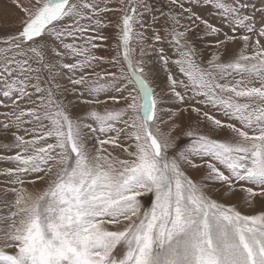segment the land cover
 <instances>
[{"label":"snow or ice","instance_id":"1","mask_svg":"<svg viewBox=\"0 0 264 264\" xmlns=\"http://www.w3.org/2000/svg\"><path fill=\"white\" fill-rule=\"evenodd\" d=\"M12 2L24 15L11 25L17 31L0 35V107L8 108L0 129L18 151L0 156L15 163L2 170L14 177L5 192L15 210L0 217V264H264V204L248 214L208 191L220 184L245 193L248 207L264 201V0L251 12L243 0ZM203 6L245 34L218 39L221 29L194 11ZM117 12L113 24L107 17ZM200 25L217 49L206 60L191 37ZM109 26L115 54L96 55ZM147 39L173 52L159 50V91L145 73ZM237 39L243 47L225 61ZM101 65L115 71H96ZM65 70L71 91L89 97L79 100L83 115L72 114L69 89L57 82ZM166 97L186 106L165 120ZM189 112L195 124L179 122ZM181 136L188 142L177 148ZM188 169L205 171L197 181ZM37 183L31 193L22 187Z\"/></svg>","mask_w":264,"mask_h":264},{"label":"rangeland","instance_id":"2","mask_svg":"<svg viewBox=\"0 0 264 264\" xmlns=\"http://www.w3.org/2000/svg\"><path fill=\"white\" fill-rule=\"evenodd\" d=\"M22 3L27 4L28 0H21ZM34 2V0H33ZM248 12H251L253 7H259L260 6V0H243ZM166 4V0H159V3H156L157 8L164 7ZM187 7V5H186ZM165 11H167V8L165 7ZM194 11L200 15L201 17L208 19L210 23L215 25L216 27L221 29V33L218 37L220 40H224L225 35L227 36H241L245 34V30L242 27H236L232 22L227 20L226 18H222L219 15H216L214 13V10L211 7L203 6L199 8H195ZM11 15L10 19H6L7 17H4V15ZM158 14V13H153ZM24 13L21 12L18 8H16L12 2V0H0V22H5V27L0 29V35L3 34V32H15L17 31L16 27L11 26L15 21L23 17ZM121 13H113L108 15V19L113 21V24L119 22ZM4 17V18H2ZM260 16L259 13H256V19L259 20ZM144 23L145 28H147L148 25L152 24V16L145 13L144 14ZM159 23H163L161 20ZM159 23H157L155 26L159 27ZM182 23H189L187 19L183 20ZM197 23H199L197 21ZM235 27V31H233V28ZM136 30L140 31L141 29L139 26H136ZM116 29L114 26H109L107 28L102 29V32L104 35L109 37V40L105 43V47L101 50H98L96 52V55L99 56H105L110 57L111 55L115 54V51L112 49V45L118 43L116 39ZM204 27L203 25H200L194 32L191 33V37L193 38L197 49L203 53L205 60L209 58L210 54L214 51H217V49L214 47L215 38H209L204 36ZM146 36L151 37L152 33L151 30L146 31ZM200 37H204L203 39H200ZM253 41L256 39L255 34H252ZM261 43L264 44V38L261 39ZM132 46L134 48L133 55L138 58V45L135 39L132 41ZM227 49V55L224 56V60L226 61L229 56H232L234 54H238L241 48L243 47V42L239 39H237L234 42H228L225 45ZM145 48V73L148 76L149 80L154 81L153 87H157V90L164 89L166 85V73L163 70V67L160 62V49L164 48L165 54L169 57H173V52L171 48L167 44H161L158 42H154L151 39H147L144 44ZM224 49H220V51H223ZM247 53H251L252 48L249 47L247 50ZM65 62H72L71 60H66ZM170 67H172L170 65ZM104 69H109L112 71H115L114 68H111L109 65H101L99 68L96 69V71H102ZM173 72L175 73L176 69L175 67H172ZM68 75H71L70 73H67L65 70V75L63 77H60L57 79V82L63 85L65 88H68L69 91L64 94L65 102L72 101L74 107L71 108L72 114L75 115H83V113L87 110V105L79 103V100L82 99H88L89 97L87 94L83 97H78L76 94H74L71 91V85L67 79ZM79 75V73H78ZM239 77H237L238 79ZM83 89L78 88V91H82ZM105 96H101L100 99H105ZM166 102L162 105L163 108V118L167 119V113L176 111L177 108H183L186 105L180 104L178 101L165 98ZM6 104H10V101H5ZM189 103L195 104L196 102L190 101ZM108 107H118L120 105H113L111 102L108 103ZM199 107L200 105H196ZM103 105L100 106L101 110L103 109ZM205 111H210L212 114L216 115L217 118L224 119V117L210 108H205ZM8 111V108L6 107H0V113H4ZM4 118L2 115H0V121H2ZM197 120V117L194 113H187L181 116L180 121L181 123H193L195 124ZM26 127H31V125H26ZM201 130L203 131H209V126L207 124L201 125ZM12 131H16L13 129ZM19 135H25V133L21 130L18 132ZM228 135L227 132L220 133V138L226 137ZM187 138L181 136V139L177 142V148H180L184 146L187 143ZM14 143V139L11 135V132H5L3 129H0V156H11L14 155L18 149L12 147L11 145ZM3 145H9V147H3ZM199 163V161H197ZM15 163L12 161L7 160H0V217L8 216L10 211H14L15 208H10L11 203L14 200V195L12 192H5V189L13 187V185L10 183L14 177H10L8 175H5L2 173V170L7 168H14ZM204 169H188V174L195 180L199 181L201 177L204 174ZM27 190V192L31 193L36 191L39 188L43 187V184L37 183L36 185L32 184H24L22 186ZM218 190V191H217ZM209 194L212 195L214 199H217L224 203H231L235 204L239 210L242 212L251 214L255 211H258L262 204H264V201H261L259 197H256L253 206L248 207L244 203V197L245 193H242L237 188L236 192L234 194L229 193L225 194L224 188L220 184H210L208 188ZM145 204H147V200H145ZM4 224L0 223V227H3Z\"/></svg>","mask_w":264,"mask_h":264},{"label":"bare ground","instance_id":"3","mask_svg":"<svg viewBox=\"0 0 264 264\" xmlns=\"http://www.w3.org/2000/svg\"><path fill=\"white\" fill-rule=\"evenodd\" d=\"M9 16H11V15H9V14L8 15H4V17H7V19L9 18Z\"/></svg>","mask_w":264,"mask_h":264},{"label":"crops","instance_id":"4","mask_svg":"<svg viewBox=\"0 0 264 264\" xmlns=\"http://www.w3.org/2000/svg\"><path fill=\"white\" fill-rule=\"evenodd\" d=\"M1 17V16H0ZM10 17H12V16H9V18L8 19H10ZM2 18H4V17H2ZM7 19V18H6Z\"/></svg>","mask_w":264,"mask_h":264}]
</instances>
